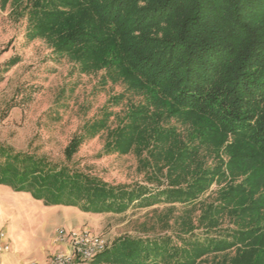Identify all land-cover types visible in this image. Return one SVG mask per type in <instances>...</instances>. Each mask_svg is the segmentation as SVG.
<instances>
[{
    "label": "trees",
    "instance_id": "obj_1",
    "mask_svg": "<svg viewBox=\"0 0 264 264\" xmlns=\"http://www.w3.org/2000/svg\"><path fill=\"white\" fill-rule=\"evenodd\" d=\"M0 3L27 14L30 40L142 97L103 153L134 154L145 174L115 186L0 148V186L87 214L171 205L158 222L173 235L119 238L91 264H264V0ZM106 119L74 137L67 162Z\"/></svg>",
    "mask_w": 264,
    "mask_h": 264
},
{
    "label": "rangeland",
    "instance_id": "obj_2",
    "mask_svg": "<svg viewBox=\"0 0 264 264\" xmlns=\"http://www.w3.org/2000/svg\"><path fill=\"white\" fill-rule=\"evenodd\" d=\"M28 26L27 14L16 4L1 9L0 3V148L69 165L115 186L143 184L145 174L136 155L103 153L109 129L117 128L142 97L121 81L107 79L106 71L81 73L77 64L57 57L45 41L30 40ZM105 118L106 129L94 139H85L72 162H67L65 149L74 137L85 135L88 127ZM0 161L4 162L1 156ZM217 191L214 186L204 198L210 195L214 200ZM0 207L1 230L10 234L14 225L31 233L34 252L29 264H53L56 257L68 255L69 246L57 243L59 230L88 232L106 240L108 247L125 236L174 234L158 222L168 214L171 205L166 204L96 215L72 207H46L31 195L0 186ZM176 208L179 216L183 206ZM170 222L174 224V219Z\"/></svg>",
    "mask_w": 264,
    "mask_h": 264
},
{
    "label": "built area",
    "instance_id": "obj_3",
    "mask_svg": "<svg viewBox=\"0 0 264 264\" xmlns=\"http://www.w3.org/2000/svg\"><path fill=\"white\" fill-rule=\"evenodd\" d=\"M57 243L69 246L68 255L56 257L53 264H90L98 255L102 254L108 247V242L88 232L68 233L65 230L57 231ZM12 249L8 233L0 231V264L3 256L10 253Z\"/></svg>",
    "mask_w": 264,
    "mask_h": 264
},
{
    "label": "crops",
    "instance_id": "obj_4",
    "mask_svg": "<svg viewBox=\"0 0 264 264\" xmlns=\"http://www.w3.org/2000/svg\"><path fill=\"white\" fill-rule=\"evenodd\" d=\"M2 187V186H1ZM1 213V207H0ZM1 223V216H0ZM11 233H8L9 241L11 243V252L3 256L5 264H29L33 259L34 248H32L33 238L31 233L26 229H18L16 226H10ZM1 231V228H0ZM40 256V254L38 255ZM38 258V257H37ZM42 262V256H41Z\"/></svg>",
    "mask_w": 264,
    "mask_h": 264
}]
</instances>
